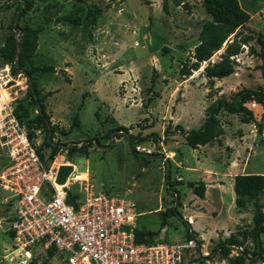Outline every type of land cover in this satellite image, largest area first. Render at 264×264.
I'll list each match as a JSON object with an SVG mask.
<instances>
[{"label":"rangeland","instance_id":"1","mask_svg":"<svg viewBox=\"0 0 264 264\" xmlns=\"http://www.w3.org/2000/svg\"><path fill=\"white\" fill-rule=\"evenodd\" d=\"M243 4L251 14L259 12L241 29L253 38L234 56L235 71L210 86L203 74L206 62L189 76L179 73L198 43L202 23L210 18L202 0H0V72L8 67L15 78L26 80V88L16 86L15 102V109L26 110L24 121L38 110L26 96L27 76L12 73L1 49L21 10L19 24L39 29L36 50L25 67L37 68L33 76L55 127L51 139L42 126L31 123L28 128L42 158L50 160L54 145L58 159L74 164L73 173H87L95 189L134 200L136 225L152 231L154 240L193 237L198 246L188 264H228L216 245L252 223V204L243 209L235 205L234 176L264 174L260 106L250 104L249 122L242 121L243 113L220 111L224 133L196 148L175 130L176 125L184 131L199 127L207 106L219 97L228 98L243 87H264V54L256 40L259 36L264 43V0ZM224 48L225 43L210 61H218ZM5 161L0 145V169ZM202 185L200 197L196 189ZM7 197L0 186V220L12 213ZM260 200L264 206V190ZM172 209L181 217L171 214ZM190 216L203 239L192 230ZM259 239L257 254L248 239L242 246L230 245L229 256L246 249L244 264H264V231ZM0 264H59V254L41 245L22 249L0 228Z\"/></svg>","mask_w":264,"mask_h":264},{"label":"built area","instance_id":"2","mask_svg":"<svg viewBox=\"0 0 264 264\" xmlns=\"http://www.w3.org/2000/svg\"><path fill=\"white\" fill-rule=\"evenodd\" d=\"M1 72L0 145L6 161L0 186L12 213L0 220V228L11 233L15 244L22 249L53 246L59 264H188L198 246L193 237L136 240L139 212L134 200L95 189L87 177L73 173L74 164L66 181L56 182L64 161L56 155L43 159L15 112L16 86L26 88V80L15 78L8 67Z\"/></svg>","mask_w":264,"mask_h":264},{"label":"trees","instance_id":"3","mask_svg":"<svg viewBox=\"0 0 264 264\" xmlns=\"http://www.w3.org/2000/svg\"><path fill=\"white\" fill-rule=\"evenodd\" d=\"M202 4L210 18L205 20L198 33V43L194 46L192 53L181 63L179 73L181 76H189L193 71L200 68L201 63L206 62L203 69L204 77L211 86L214 79H220L229 76L235 71L234 56L242 51L241 46L253 38L251 34H242L241 29L250 20V14L244 10L239 0H202ZM163 8H166L164 3ZM21 10V8H20ZM23 13V10H21ZM21 13L15 14V19L10 25L12 33L6 38V43L1 49V55L11 62V71L13 74L24 72L27 76L28 87L26 96L28 95L31 101L37 107V114L30 120H22L23 114H26L25 108L22 113L16 107L15 112L17 117L29 128L31 123L36 124L35 127L42 126L45 128L46 134L51 139L55 132L54 125H50L49 116L45 111L44 95L41 96L36 85L33 73L37 71L36 67H25L26 62H30L32 55L37 47L39 29L31 27L28 24L20 25L18 20ZM19 33L16 38L15 33ZM256 40L260 42L264 54V43L259 36ZM225 43V48L220 53V59L211 62L212 55L222 48ZM18 44L17 48L16 45ZM17 58V62L14 60ZM18 63V65H16ZM25 96V97H26ZM254 100L264 110V87L257 86L256 88H246L236 90L231 93L228 98L219 97L212 101L206 108V116L202 124L197 128H192L184 131L180 125L175 126V130L183 134L185 143L191 148H196L199 145H205L217 139L224 133L221 121L218 117L220 111L224 110L229 113H243L241 119L243 122L252 120V111L245 105L246 102ZM22 99L19 100V105ZM34 127V128H35ZM120 129L127 132V127L120 126ZM166 133L170 132L165 130ZM32 134L28 129V137L31 140ZM156 136V135H154ZM50 141L46 138L45 145L50 146ZM50 159L57 153V147L50 146ZM132 151H135L134 145L131 146ZM71 150H76L72 147ZM39 152V148H37ZM5 164V163H3ZM169 168H167V175ZM198 196L203 197V185L196 189ZM264 190V174L259 173H244L237 174L233 180V191L235 193V205L238 209L246 207L247 203L252 204V223L250 229H242L237 233H230L222 242H219L214 250L221 252L223 258L227 259L228 264H244L247 257L246 249H242L236 257H230V245L242 246L245 241L250 239L254 247L253 253L257 254L260 250L259 235L264 231V206L260 200L261 192ZM171 214H178L175 209L170 210ZM180 216V215H179ZM181 217V216H180ZM189 226V222L184 220ZM191 233V229L188 230ZM11 234V233H10ZM152 231H144L137 227L136 240L144 242H154L151 237ZM198 243H200L198 241ZM49 253L55 252V248L50 246Z\"/></svg>","mask_w":264,"mask_h":264},{"label":"water","instance_id":"4","mask_svg":"<svg viewBox=\"0 0 264 264\" xmlns=\"http://www.w3.org/2000/svg\"><path fill=\"white\" fill-rule=\"evenodd\" d=\"M16 65L18 64L16 63ZM72 170H73L72 163L61 164L58 169L56 182L60 184L64 183L66 181V178L68 177V175L71 173Z\"/></svg>","mask_w":264,"mask_h":264},{"label":"crops","instance_id":"5","mask_svg":"<svg viewBox=\"0 0 264 264\" xmlns=\"http://www.w3.org/2000/svg\"><path fill=\"white\" fill-rule=\"evenodd\" d=\"M243 2H244V0H239V3H240V5H241V7L244 9V10H246L249 14H250V20H252L256 15H258L259 14V12L258 13H255V14H251L250 13V10L246 7V6H244V4H243ZM212 58V57H211ZM231 75V74H230ZM226 77H228V76H226ZM226 77H223V78H226ZM215 79H217V78H215ZM250 104H254V105H256V106H260L259 104L257 105L256 104V102L254 101V100H252V101H248V102H246L245 103V105L249 108V106H250ZM257 107V108H258ZM261 107V106H260ZM206 145V144H205ZM199 146H203V145H199ZM234 169H229V171L228 172H230V171H233ZM246 173V172H245ZM239 174H244V173H239ZM237 175V174H236ZM233 180V179H232ZM189 220H190V226L192 227V224L194 223V221L192 220V216H190L189 217ZM192 230H194L197 234H198V236L200 237V238H202V236L196 231V229H193V227H192ZM203 239V238H202Z\"/></svg>","mask_w":264,"mask_h":264},{"label":"bare ground","instance_id":"6","mask_svg":"<svg viewBox=\"0 0 264 264\" xmlns=\"http://www.w3.org/2000/svg\"><path fill=\"white\" fill-rule=\"evenodd\" d=\"M75 175H77L78 178L83 179V178H86L87 173L79 172L78 174L75 173Z\"/></svg>","mask_w":264,"mask_h":264}]
</instances>
